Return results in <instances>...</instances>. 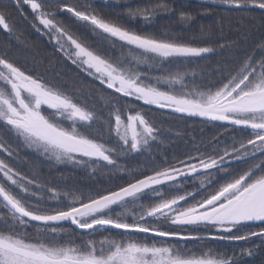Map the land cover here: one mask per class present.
<instances>
[{"label": "snow or ice", "instance_id": "1", "mask_svg": "<svg viewBox=\"0 0 264 264\" xmlns=\"http://www.w3.org/2000/svg\"><path fill=\"white\" fill-rule=\"evenodd\" d=\"M202 2L264 14V0ZM23 3L32 28L90 83L87 91H69L0 54V130L10 134L0 136V264H239L253 255L246 243L264 242V40L204 83L193 65L208 59L212 46L133 30L90 5L58 2L51 10L45 0ZM127 11L152 23L169 8L160 0ZM58 13L75 19L65 22ZM192 19L180 15L182 23ZM0 27L12 31L3 11ZM83 30L110 47H94ZM157 113L199 118L228 135L194 143L171 160L152 157L148 171L95 192L62 188L16 166L18 145L55 164L127 172L122 158L151 154L163 143ZM172 241L235 243L239 257L235 249L193 251Z\"/></svg>", "mask_w": 264, "mask_h": 264}, {"label": "trees", "instance_id": "2", "mask_svg": "<svg viewBox=\"0 0 264 264\" xmlns=\"http://www.w3.org/2000/svg\"><path fill=\"white\" fill-rule=\"evenodd\" d=\"M45 2L51 10L55 9L58 2L70 3L82 9L90 5L89 10L94 9L98 14L112 18L133 30L157 36L167 34L185 42L214 47L215 51L209 54L208 59L200 61L199 67L193 65L197 72L206 77L202 81L204 83L217 79L218 77H212L211 74L218 68L242 59L244 53H250L261 40H264V14L259 9L230 11L202 4L198 0H163L169 12L158 13L152 23H147L140 16L130 17L127 10L129 8L152 9L160 0H45ZM0 11L5 12L7 22L12 28L11 32H6L0 27V54L7 53L10 59L27 71L41 76L48 75L50 82L65 84L69 91L73 89V86L87 91L90 81L83 78L54 50V45L46 36H42L32 28L33 13L29 5L24 4L23 0H19V4L17 1L0 0ZM181 13L189 14L193 19L186 24L182 23ZM58 16L65 22L75 19L68 13H58ZM83 31L84 38L94 47H110L102 36L95 35L90 30ZM220 45L224 46L220 47ZM113 54L119 56V49L113 50ZM104 115L106 116L107 113L105 112ZM155 119L163 129L161 137L163 143L155 144L151 154L144 153L122 158L121 164L128 169L127 172H112L107 169H97L93 172L90 168L55 164L54 161L28 152L18 145L20 158L16 166L26 175L36 173L43 181L62 188H74L85 193L95 192L116 188L124 184L130 175L148 171L153 163L152 157H155L156 162L162 161L165 157L171 160L191 150L194 143H207L214 136H220L223 139L228 135L220 129L201 123L196 118L179 120L157 113ZM9 135L0 130V136L4 139L7 140ZM157 225L168 230H176L178 227L163 221H157ZM251 230H258V225L252 226ZM200 231L206 230L201 228ZM172 242L186 244L193 251H199L202 248L206 250V246H209L220 248L231 254L235 249L239 257L240 245L235 243ZM245 246L253 249V255L239 257V264H264V242L256 237L248 241Z\"/></svg>", "mask_w": 264, "mask_h": 264}, {"label": "water", "instance_id": "3", "mask_svg": "<svg viewBox=\"0 0 264 264\" xmlns=\"http://www.w3.org/2000/svg\"><path fill=\"white\" fill-rule=\"evenodd\" d=\"M11 1H13V0H11ZM200 3H202V4H207V3H204V2H202V0H198ZM208 5V4H207ZM209 5H211V6H214V7H217V8H223V7H221V6H218V5H213V4H209ZM224 9H226V8H224Z\"/></svg>", "mask_w": 264, "mask_h": 264}, {"label": "flooded vegetation", "instance_id": "4", "mask_svg": "<svg viewBox=\"0 0 264 264\" xmlns=\"http://www.w3.org/2000/svg\"><path fill=\"white\" fill-rule=\"evenodd\" d=\"M72 67H74V66H72ZM44 76V79L45 80H47V81H49V77H48V75H43ZM198 120V119H197ZM1 155H3L2 153H0Z\"/></svg>", "mask_w": 264, "mask_h": 264}, {"label": "rangeland", "instance_id": "5", "mask_svg": "<svg viewBox=\"0 0 264 264\" xmlns=\"http://www.w3.org/2000/svg\"><path fill=\"white\" fill-rule=\"evenodd\" d=\"M191 131V130H190ZM192 132V131H191Z\"/></svg>", "mask_w": 264, "mask_h": 264}]
</instances>
